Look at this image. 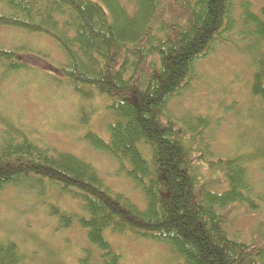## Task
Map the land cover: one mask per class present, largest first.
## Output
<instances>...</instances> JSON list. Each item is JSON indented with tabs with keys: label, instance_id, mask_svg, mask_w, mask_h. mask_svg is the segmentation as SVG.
I'll return each instance as SVG.
<instances>
[{
	"label": "trees",
	"instance_id": "obj_1",
	"mask_svg": "<svg viewBox=\"0 0 264 264\" xmlns=\"http://www.w3.org/2000/svg\"><path fill=\"white\" fill-rule=\"evenodd\" d=\"M236 4L0 0V28L47 37L60 50L64 62L53 69L58 74L46 73L56 86L62 82L82 101L92 95L108 101L109 138L91 132L85 140L115 160L143 198L140 208L113 191L86 160L41 146L4 124L0 192L13 188L38 194L46 188L76 202L78 213L52 206L50 215L61 229L75 222L83 230L89 247L82 249L86 256L78 264L92 258L119 264L110 241L114 235L164 245L178 264H264V247L231 236L224 220L230 206L264 209V182L257 188L249 170L264 161V152L239 153L244 145L238 143L233 155L214 159L209 119H176L168 109L188 89L195 64L229 42L236 30L239 51L251 60L250 94L264 118V6L253 12L248 1H240L238 10ZM18 53L47 58L23 42L12 48L1 45L3 78L30 69L17 59ZM28 259L15 241H0V264H25Z\"/></svg>",
	"mask_w": 264,
	"mask_h": 264
},
{
	"label": "rangeland",
	"instance_id": "obj_2",
	"mask_svg": "<svg viewBox=\"0 0 264 264\" xmlns=\"http://www.w3.org/2000/svg\"><path fill=\"white\" fill-rule=\"evenodd\" d=\"M235 1L238 10L242 0ZM245 1L250 2L253 12L264 6V0ZM228 39L229 42L217 45L195 64V77L188 89L168 106L176 119L187 115L209 119L214 159L233 155L238 143L244 145L239 153L264 152L263 108L250 94L251 60L239 51L242 43L236 30ZM22 42L47 58L45 62L18 53L17 59H22L30 69L5 78L0 75V133L4 124H9L41 146L86 160L113 191L126 195L142 208L141 193L121 174L118 163L107 153L94 150L85 140L91 132L109 138L107 127L112 116L107 109L108 101L96 95L82 101L71 88H64L62 82L56 86L51 81L46 73L56 76L58 73L53 69L64 62L52 40L0 28V46L12 48ZM249 170L255 174L252 180L258 188L264 182V161L250 165ZM215 182L214 186H219V181ZM36 193L13 188L0 192V241H15L30 257L25 264H78L86 256L82 249L89 247L83 230L75 222L61 229L50 215L52 206L70 214L78 213L77 203L46 188ZM224 220L231 236L264 247L263 208L251 212L244 206H230L224 212ZM110 241L121 258L119 264L179 263L166 246L158 243L131 235H114ZM90 263L101 262L92 258Z\"/></svg>",
	"mask_w": 264,
	"mask_h": 264
}]
</instances>
